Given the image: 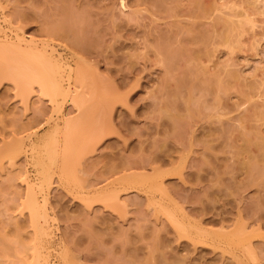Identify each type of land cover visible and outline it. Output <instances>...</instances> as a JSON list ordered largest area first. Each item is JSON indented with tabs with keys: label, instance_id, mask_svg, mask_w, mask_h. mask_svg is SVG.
<instances>
[{
	"label": "rangeland",
	"instance_id": "1",
	"mask_svg": "<svg viewBox=\"0 0 264 264\" xmlns=\"http://www.w3.org/2000/svg\"><path fill=\"white\" fill-rule=\"evenodd\" d=\"M0 22L51 42L64 90L0 57V264H264V0H0Z\"/></svg>",
	"mask_w": 264,
	"mask_h": 264
},
{
	"label": "bare ground",
	"instance_id": "2",
	"mask_svg": "<svg viewBox=\"0 0 264 264\" xmlns=\"http://www.w3.org/2000/svg\"><path fill=\"white\" fill-rule=\"evenodd\" d=\"M5 21H6V19H5ZM1 22H0V57L5 60L4 68L6 70L8 69V57L15 60L13 66H16L18 68H20V65H22V63L26 62V58H27V60H29L30 58L35 59L36 61H34V62L32 61L31 63H39L40 64V67L38 68L37 74H41V77H39L40 75L36 74L37 77H39V79H40V80L37 79L40 83L38 81L37 82L39 84H41L42 87H44L45 89H53V90H55V92L59 91V92L64 93L63 92L64 91L63 90V84L61 82L62 79L60 77L61 75H60V71L58 69L61 67V64L57 60H54V58L52 57L53 53L50 54L49 53L50 51L47 49L50 46L51 42L48 43L45 41L42 43V45H40V41L38 43L34 39L28 40L25 36L21 35L18 31L16 32V34L13 33L14 32L13 30H12V32H7L6 28L3 26V24ZM18 29H21V27ZM49 32H50L49 35L52 37L55 34L58 35V32L54 28L52 30L50 29ZM45 34L46 35L48 34L47 30H46ZM47 37H49V36H47ZM49 38H51V37H49ZM41 47H43V48L41 49ZM56 48H57V46H56ZM54 50L55 49L52 46L51 52H53ZM29 64H30V62H29ZM30 66L33 67L32 64ZM14 69L16 70V68H14ZM26 70H28V69H26ZM76 70H78V69H76ZM19 71H20V69H19ZM32 71H34V70H32ZM76 74L79 75V71H77ZM83 80H85V79H83ZM83 80H82V85H83ZM84 83H86V82H84ZM74 86H76V85H74ZM78 87H79V85H78ZM69 90H70V87H69ZM76 93H78V92H76ZM76 96H77V94H76ZM80 97L79 96L74 97L73 100L76 102V104L81 102L82 99ZM43 230H44V233L46 235L49 234V231H48V228L46 227V224L43 225Z\"/></svg>",
	"mask_w": 264,
	"mask_h": 264
}]
</instances>
